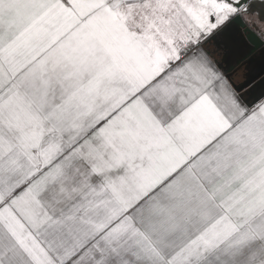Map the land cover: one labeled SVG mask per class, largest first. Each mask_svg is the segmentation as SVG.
<instances>
[{"label":"snow or ice","instance_id":"6c2138e0","mask_svg":"<svg viewBox=\"0 0 264 264\" xmlns=\"http://www.w3.org/2000/svg\"><path fill=\"white\" fill-rule=\"evenodd\" d=\"M264 0H0V264H264Z\"/></svg>","mask_w":264,"mask_h":264},{"label":"water","instance_id":"95a60500","mask_svg":"<svg viewBox=\"0 0 264 264\" xmlns=\"http://www.w3.org/2000/svg\"><path fill=\"white\" fill-rule=\"evenodd\" d=\"M208 47L215 53L216 60L223 64L225 69H231L229 73L235 71L239 74L240 83L244 81L250 71L252 73L264 71V57L261 56L259 48L249 54L243 42H237L236 45L229 47L226 46L223 38H219V42H211Z\"/></svg>","mask_w":264,"mask_h":264},{"label":"flooded vegetation","instance_id":"af4514ba","mask_svg":"<svg viewBox=\"0 0 264 264\" xmlns=\"http://www.w3.org/2000/svg\"><path fill=\"white\" fill-rule=\"evenodd\" d=\"M229 74L232 77L234 82H236V83H240L241 82V78L239 77L238 73H235V71H234V72L229 73Z\"/></svg>","mask_w":264,"mask_h":264}]
</instances>
